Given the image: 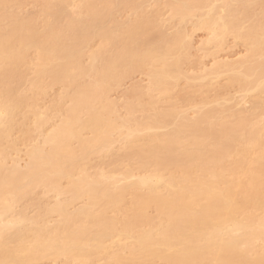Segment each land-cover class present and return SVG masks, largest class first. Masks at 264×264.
Segmentation results:
<instances>
[{
  "label": "bare ground",
  "instance_id": "6f19581e",
  "mask_svg": "<svg viewBox=\"0 0 264 264\" xmlns=\"http://www.w3.org/2000/svg\"><path fill=\"white\" fill-rule=\"evenodd\" d=\"M21 1L23 3V0H0V151L4 152L3 156L5 154L0 160V264H38L43 260L61 258L70 261L67 263L95 264L100 257L105 258L106 264H264L263 114L259 113L260 123H254V118L250 123L251 118L249 122L236 118L241 116L242 109L237 116L214 103L216 108L198 110V117L188 120L186 112L172 111L171 108V112L155 114L160 112L155 107L154 115L146 116L148 122L143 120L145 117L136 118L146 122L143 127L139 125L142 121L137 122L133 117L136 122L129 120L130 110L132 116L140 108H136L138 105L134 100L135 107L133 103L126 106L128 119L126 116L122 117L127 119L124 122L121 118L114 120L111 117L117 107L109 99V93L136 71H149V93L159 92L169 98V94L175 88L177 90L182 75L180 66L190 47L185 41L187 33L177 28L176 34L168 37L164 25H158L152 16L155 13L158 16L159 11L146 14L143 4L137 0H40L41 11L37 10V14L28 17L18 15ZM166 5L173 14L170 19H177L179 25L185 26L183 24L198 18L192 24L194 30H204L211 35L205 43L208 49H221L229 36L236 37L248 47L250 56L247 59L231 64L219 63L214 71L208 72L210 76L206 73L210 78L228 74V83L238 85L241 93L246 96L257 94L258 101L253 103V110L255 106L257 111L256 105L264 108L259 96L264 94V0H168ZM258 6L262 7V17H255L254 8ZM125 11L133 12V18L134 13L139 17H130L127 23L118 21L116 16ZM253 14L255 25L254 21L253 25L249 23ZM257 18L261 21L258 19L257 22ZM245 23H249V27H245ZM96 39L100 42H95L98 46L93 48L98 50L94 51L91 46ZM88 50L91 53L89 66L84 63ZM31 67L36 71L32 80L26 78V68ZM24 69L25 73H22ZM22 79L23 83L25 79L31 83L30 91L26 92L31 97L22 91L24 95L18 94L17 88L23 83L20 86L16 82ZM201 79L204 80L203 76ZM58 83L65 85L66 93L69 87L76 88L71 89L75 90L74 93H68H73L68 95L69 103L67 95L64 98L62 94V98L57 96L59 98L52 101L56 103V111H51L58 113L54 116L61 113L63 119L58 122L61 124L52 128L55 123H51L54 130L48 131V128L44 131L50 133L46 134L47 137L42 132L44 135L40 140L43 141L45 136L43 143L36 141L39 145L34 143L36 145L25 152L29 160L28 164L25 163V170H21L13 159L10 168L12 165L6 160L11 158L6 157L4 142H8L11 131L24 126L20 125V117L27 118L31 112L35 117L33 130H46L44 125L54 118L49 106L45 109L48 114L50 111L51 117L47 112L42 113L41 97L45 98L46 91ZM137 88L136 92H143ZM191 91L195 96V90ZM133 95L139 96L140 93ZM63 98L68 105L65 106ZM27 99L32 103L28 104ZM212 100L207 98V104L202 102L209 105L213 104ZM61 102L68 109H63ZM153 102L150 104L156 106L157 102L154 99ZM255 111H252L253 116ZM131 123H136L134 127L137 128ZM167 128L171 129L170 133H158ZM26 132L28 135L30 130ZM87 132L93 137H86ZM142 133V137L146 136L143 140L140 139ZM117 134H123L124 141L127 140L125 145L122 143L124 148L121 147L125 153L117 148L119 155L114 154L112 147ZM16 141L11 143L15 150L22 144ZM74 142L78 143V148L73 146H77ZM111 149L118 161L135 156L139 161L136 170L140 176L135 169H128V161L129 165L127 169L124 167L126 170L121 171L122 174L117 168L119 176L112 174L114 170L101 173L104 164L99 165L98 174L89 175L85 167L94 155L102 157ZM106 156L100 158H110L113 165L114 157ZM2 158L6 160L2 161ZM101 159L100 164L106 160L101 162ZM109 160H106L109 162L107 166ZM124 162L117 163L125 165ZM63 180L69 183L65 189L60 186ZM38 188L49 192L40 195L38 192L39 196H44L41 199L46 200L54 194L58 195V203L52 201L54 205L48 206L44 200L47 204L43 207L45 215L29 218L24 214L26 207L20 202L23 203ZM63 194H69V198ZM60 195L61 201L62 196L68 199L59 202ZM129 196L133 197L130 204L126 202ZM30 198L33 200L27 197L25 203L27 199L34 202L35 197L31 195ZM40 198L35 200L38 204L34 202L33 205H38L36 209L41 211ZM82 199L87 204L80 206L79 210L72 207ZM18 204L24 212H17ZM70 207L76 210L75 213ZM152 209L156 212L155 219L149 215ZM256 211L258 214L263 212L259 214L262 218ZM48 214H56L60 221L48 226V221L41 220Z\"/></svg>",
  "mask_w": 264,
  "mask_h": 264
},
{
  "label": "rangeland",
  "instance_id": "374dc122",
  "mask_svg": "<svg viewBox=\"0 0 264 264\" xmlns=\"http://www.w3.org/2000/svg\"><path fill=\"white\" fill-rule=\"evenodd\" d=\"M19 1V0H18ZM36 1H38V4H37V2ZM137 2L139 3L140 2V4H143L142 6V8H144L145 9V11H146V14L148 13H155V12H157V11H159V14H158V16H156V13L155 14H152V16L153 17H155L156 19H157V21H155V22H157L158 23V25L159 24H161V25H164L163 27V29H164V31H165V35H171L172 34V36H174L175 34H176V32H174L175 30H177L178 31V29H180L179 31H181V30H183L184 32H186L187 33V38H186V40L185 41H187V45L189 44L190 45V47H189V50H188V48H187V50L185 51V53H184V55H185V57H184V60H183V64L180 66V71H181V73H182V75H181V79H179V83H178V88H177V90H176V88H175V90H174V92H172L171 94H169V98H165V96L166 95H161L159 92H151V93H149L148 91L150 90L149 88L151 87V86H149V84L151 83V80L149 79L150 78V75H148V72L149 71H136V72H134L130 77H127V79L126 80H124L121 84H120V86H118V87H115L114 89H113V91L112 92H110L109 94H110V98L109 99H111L112 101H113V103H115L116 105V111H117V113H115L114 112V114H112V119H116L117 120V118H121L122 119V117H126L127 116V111L129 110H127L126 108V106L129 104V103H133L132 101H134L135 100V102L137 103V105L138 106H136L134 103H133V105H134V107L136 106V108H138V107H140L139 108V110H137L136 108H135V110H137V111H135V113H133L134 114V116H133V114H132V116H131V110H130V112H129V114H128V116H130L129 117V120H130V118L132 119V117L133 118H135V120H136V118L139 120V119H142L143 117H145L143 120H145V121H147L148 122V120H146V116H151V115H154V111H156V110H154V108L155 109H157L158 110V108L160 109L159 111L160 112H157L156 111V113L155 114H158V113H164L165 111H167V112H171V111H169V110H172L171 108H173V110L172 111H182V112H186V114L185 115H189L188 116V118H186V120L188 119V120H191V119H196L197 117H198V110L201 112V109H202V111H205V110H208V108H211L212 106H214L215 104L214 103H216V107H221L222 109H224L225 110V112L227 111V113L228 112H230L231 114H233V112H234V114H240V110H241V112L243 111L244 113H245V111H246V113H247V116H246V113L244 114L243 112H242V114H241V116H239V115H237V116H239V117H236V118H240V119H245V120H247L248 122H249V120L248 119H250L251 118V122L250 123H252V121H253V118H254V123H260V120H261V117H258L260 114H263V116H264V111H262V110H264V108L263 107H258V105H256V104H254V105H256L257 106V111H255V106H254V110H253V103H257L256 101H258V96H257V94L255 93V95L254 94H248L247 96H246V94L245 93H241L242 91H240L241 89H239V86L238 85H231L230 84V82L228 83V79H229V76H228V74H224L225 76H221V77H219V78H214V76H211V78L209 77L210 76V74L209 73H211L212 71H214L216 68H217V66L218 65H220L219 63H222V64H224V63H236V62H240L241 60L243 61V59L245 60V59H247L250 55H248V47L246 46V45H244L243 43H241V42H239L237 39H236V37H232V36H229L226 40V43H225V45L221 48V49H219V50H216V49H214V47L211 49V48H209L208 49V45L207 44H205L207 41H208V39H209V37L211 36L207 31L205 32L204 30H199V29H197V30H194L195 28H194V24H192V23H195V21H198V18H194L195 19V21H193V20H191L192 21V23L191 22H189L188 24H183V25H185V26H182L181 24V26L178 24L179 22L177 21V19L176 20H174V19H170V17H171V15H173L172 14V12H171V8H169L167 5H166V2H168V0H137ZM220 2V1H219ZM219 2H218V4L217 5H219ZM21 3H22V1H21ZM221 3V2H220ZM19 4H20V2H19ZM36 4H37V6H39V8L38 7H36ZM18 7H20L19 5H18ZM260 7V8H259ZM17 8V6H16V12L19 10V13H18V15L20 14L22 17H28L29 15H33V14H35L36 13V11L38 10V11H41V10H39V9H41V7H40V0H23V3H22V6H21V9H18ZM71 9V8H70ZM261 9H262V7L261 6H258V7H256V9L254 8V14L256 15L255 17H257V15L259 16L260 14H262L261 13ZM71 10H73V9H71ZM70 10V11H71ZM143 9H141V11H142ZM37 11V12H38ZM15 12V13H16ZM142 13V15L144 16V17H146L145 16V14H143L144 13V11H142L141 12ZM17 14V13H16ZM37 14V13H36ZM133 14V12L132 13H130L129 11H125L124 13H122V14H119V15H121V17L118 15V16H116L117 17V19H118V21H123V23H125L124 21H126V23L127 22H129V21H127L130 17V19H135L136 17L138 18L139 16H136V14L134 13V16H135V18H133L132 15ZM254 14H253V20H251V22H249V23H251V25H253L252 24V22L254 21V19H255V17H254ZM150 15V14H149ZM20 16V17H21ZM152 16H148V17H152ZM261 16V15H260ZM259 16V17H260ZM147 17V18H148ZM158 17V18H157ZM262 17V16H261ZM42 18V17H41ZM154 19V18H153ZM252 19V18H251ZM258 19L260 20L261 18H257V22H259L258 21ZM155 20V19H154ZM171 20V21H170ZM172 20H174V22L172 21ZM256 20V19H255ZM130 21H133V20H130ZM261 21V20H260ZM39 22H40V19H39ZM178 22V23H177ZM249 23H245L246 25H245V27L246 26H248L249 27ZM254 23V25H255V21L253 22ZM157 25V26H158ZM196 25V24H195ZM156 26V27H157ZM160 27V26H159ZM158 27V28H159ZM182 27V28H181ZM248 27H247V29H248ZM158 28H155L156 29V31L158 30ZM161 28V27H160ZM178 28V29H177ZM163 29H161V30H163ZM185 29V30H184ZM159 31H160V29H159ZM158 31V32H159ZM161 32V31H160ZM154 33V32H153ZM163 33V32H162ZM156 34H159V33H154V35H156ZM209 34V35H208ZM171 36V37H172ZM169 37V36H168ZM188 37H189V40H188ZM100 42V40L99 39H96L92 44L94 45V46H91V48L94 50V51H96V50H98V49H96V48H93V47H96V46H98L97 45V43H95V42ZM102 42V41H101ZM96 45H95V44ZM100 44V43H99ZM102 44V43H101ZM205 45H206V47H205ZM100 47V46H99ZM210 47V46H209ZM247 47V48H246ZM98 48V47H97ZM93 50L91 51V52H93ZM89 51V50H88ZM32 53L33 54H35V52L34 51H32ZM30 54H31V52H30ZM87 54V55H86ZM250 54V53H249ZM32 55V54H31ZM30 55V56H31ZM86 55V56H85ZM85 55H84V57H85V64L87 65V66H89L90 64V57L89 56H91V53H90V51H89V53L88 52H86L85 53ZM248 55V56H247ZM34 56V55H33ZM32 57V56H31ZM89 57V58H88ZM188 57V58H187ZM247 57V58H246ZM30 58V57H29ZM34 58V57H33ZM32 58V59H33ZM89 59V60H88ZM264 59V58H263ZM83 61H84V59H83ZM89 62V63H88ZM83 62H82V64H84ZM84 64V65H85ZM85 67V66H84ZM22 68H24V66L22 67ZM33 67H31V68H26L27 69V71H26V78H31V80H32V76H33V74L36 72L35 71V69H32ZM149 70V69H148ZM35 71V72H34ZM21 72L22 73H25V69H24V72L21 70ZM209 74V76H208V74ZM205 73V74H204ZM23 75H25V74H23ZM199 77V79L198 80H200V81H198L197 80V78L196 77ZM202 76H203V79L204 80H202L201 78H202ZM34 77V76H33ZM192 77H194V79L195 80H197V81H195V80H193V78H192V80H191V78ZM201 77V78H200ZM208 77L210 78V80L212 79L213 80V82L212 81H210L209 79H208ZM24 78V77H23ZM227 78V79H226ZM88 80V79H87ZM216 80H218V81H216ZM85 81V80H84ZM16 81H14V83H15ZM24 82L25 83H23V79H22V81H20L19 83L18 82H16L18 85H20L21 86V84L20 83H23L22 84V87H19V88H17L18 87V85H16V88H17V90L19 91L18 92V94L20 93H22V92H25V95L27 94V96L28 97H31L28 93H26L27 91H30V90H28L29 88H30V84L31 83H29L28 82V79L26 80H24ZM208 82V84H205V83H207ZM211 82H212V84H211ZM85 83V82H84ZM215 84V85H214ZM15 85V84H14ZM30 85V86H29ZM151 85V84H150ZM197 85V86H196ZM200 85V86H199ZM205 85V86H204ZM210 85H211V87H210ZM213 85V86H212ZM189 86H191V89L189 88ZM137 87H140V90H143V92L141 93V92H136L135 91V89L137 88ZM145 88V90L147 91H145L144 90V88ZM147 87H149V88H147ZM195 87V88H194ZM215 87V88H214ZM21 88V89H20ZM65 85L63 84H61V83H58V84H55L54 86H52V88L51 89H49L48 91H46L48 94H46L45 93V95H47L45 98L42 96L41 98L43 99V101H42V99H41V101H42V105L40 106V107H43V108H40V109H48L49 108V110L51 111V110H55V105H56V103H53L54 102V98H56V99H58L57 98V96H60V94H62L63 96H64V98L66 97V95H67V98L69 97L70 98V96H68V95H73V93H74V91L75 90H71V89H73V88H75V86L73 87L72 86V88L71 87H69V89L70 90H66L68 93H69V91H72L73 93H71L70 92V94H68V93H66L65 92ZM143 88V89H142ZM147 88V89H146ZM206 88V89H205ZM213 88H214V90H213ZM31 89V88H30ZM76 89V88H75ZM137 89H139V88H137ZM192 89H194L195 91H193V93H195V96L192 94ZM139 90V91H140ZM196 90H197V92H196ZM202 90H204V91H202ZM20 91H22V92H20ZM64 91V92H63ZM135 91V92H134ZM191 91V92H190ZM190 92V93H189ZM204 92V93H203ZM31 93V95H32V92H30ZM63 93H65V94H63ZM133 93H140V95L139 96H137V95H133ZM147 95H146V94ZM192 96H191V95ZM22 95H24L23 93H22ZM61 95V96H62ZM172 95V96H171ZM263 95V96H262ZM60 96V97H61ZM164 96V99L163 98H161V97H163ZM168 96V95H167ZM194 96V98H192L191 99V97H193ZM207 96V98L208 99H210V100H212V99H214V101H213V104H209V103H212L211 101L208 103L209 105H206L207 104V102H206V100H207V98H206V100L204 99V97H206ZM218 96H219V98H218ZM255 96H257V97H255ZM259 96H261L260 97V101L262 102H264V94H261V95H259ZM72 97V96H71ZM183 97V98H182ZM211 97H212V99H211ZM223 99H222V98ZM62 98V97H61ZM64 98H63V102H65L64 104H65V106H66V104L68 105V103H69V98L67 99L68 100V103H66L67 101H64ZM149 98H150V100H149ZM157 102V105L156 106H152L151 104H150V102L152 103L153 102V99ZM216 98V99H215ZM55 99V102H57L58 100H56ZM206 103L205 105H204V103L202 102V100ZM217 99H219V100H217ZM241 99H246V100H241ZM28 100H31V99H27V102H29L28 104H31L32 102V100L31 101H28ZM62 100V99H61ZM70 100H72V99H70ZM143 100H144V102H145V104H143L144 102H143ZM226 100H227V102H226ZM239 100V101H238ZM241 100V101H240ZM40 101V100H39ZM40 101V102H41ZM53 101V102H52ZM150 101V102H149ZM209 101V100H208ZM216 101V102H215ZM238 103H237V102ZM246 101V102H245ZM259 101V102H260ZM40 102H38L39 104H40ZM63 102H61V104L63 105ZM149 102V103H148ZM201 102H202V104L203 105H201ZM223 102H225L226 104H224ZM262 102V103H263ZM71 101H70V104L69 105H71ZM145 105L146 107H145V109L144 108H142V107H144L143 105ZM148 103V104H147ZM235 103V104H234ZM236 103H237V105H236ZM242 103V104H241ZM52 104H54L53 106H51ZM153 104H154V102H153ZM173 105H175V106H173ZM230 105H233V106H231L230 107ZM238 106L237 108H236V106ZM47 106H49L48 108H47ZM51 106V107H50ZM64 106V105H63ZM63 107V109L64 108H66V109H68L67 107ZM203 106V107H202ZM205 106L207 107V106H209V107H207V108H205ZM223 106H224V108H223ZM229 106V107H228ZM235 106V108L233 109V107ZM174 107H176V110H175V108ZM215 107V106H214ZM215 107V108H216ZM51 108H54V109H51ZM128 108H129V106H128ZM231 109V110H229V109ZM258 108L259 109H261V110H258ZM46 109H45V112L43 111V110H41L42 111V113H46V114H48V110L46 111ZM140 109H142L143 111H141ZM238 109V110H237ZM163 110V111H162ZM232 110H234V111H232ZM245 110V111H244ZM50 111H49V117H51V113H53V115H52V119L54 118V120L52 121H50V122H48V125H47V123L44 125L45 127L44 128H46V130L44 129V130H41V132H38L37 130H36V128H35V130H33V126L35 127V124H34V116L33 115H31L32 114V112H31V114H30V112L27 114V115H29V116H26V115H24V116H26L27 118H25V117H23V115L20 117L21 118V120H20V122H21V124H20V122H17V123H19L20 125H22V124H24V126L23 127H25V128H23L22 127V129H19L21 126H19V128H17V129H19V130H17L16 128H15V130L14 131H11V133H10V137L8 138V142L7 143H5L4 142V148H5V153H6V157H7V159H9V158H11V159H9V160H6L5 158H2V161L3 160H6V162L9 164V165H12V166H10V168L11 167H13V164H14V161H15V163H18V165H19V168L22 170V169H24V166L26 165L25 163H27L28 164V162L27 161H29L28 160V156L26 157L25 156V152H27V150H30V148L32 147V146H35L36 144H38L39 145V143L40 142H42L43 143V141H44V139H45V136H44V139H43V141H42V139L40 140V136H41V138H43V135L45 134V132L44 131H47L48 130V128L50 129V130H48V131H53L54 129H51V127L53 126V124L55 123V125L52 127V128H55V127H57L58 126V124H61V123H58V122H62V120L60 121L59 119L60 118H62L61 117V113L58 115V116H56L58 113H54L53 111H51V113H50ZM56 111V110H55ZM252 111H255V113H254V116H253V112ZM260 111H262V112H260ZM27 112V111H26ZM134 112V111H133ZM167 112H165V113H167ZM199 112V113H200ZM248 112H249V114H248ZM251 112V113H250ZM260 113V114H259ZM26 114V113H25ZM54 114H56L55 116H54ZM250 114H252V115H250ZM256 114V115H255ZM184 115V116H185ZM236 115H234V116H236ZM63 116V115H62ZM128 116H127V119H128ZM248 116H250V117H248ZM252 116V117H251ZM255 116H257V118H258V121H257V119L255 120ZM262 116V115H261ZM56 117V118H55ZM59 117V118H58ZM64 117V116H63ZM83 117H85V115L83 116ZM152 117V116H151ZM187 117V116H186ZM246 117H248L247 119H246ZM19 118V119H20ZM150 118V117H149ZM260 118V119H259ZM17 119H18V117H17ZM23 119V120H22ZM49 119V118H48ZM63 119V118H62ZM84 119H86V118H84ZM126 118H123L122 120V122H124V120H125ZM126 119V120H127ZM148 119V118H147ZM262 119H264V117L262 118ZM134 122H141L142 120H140V121H138V120H134V119H132ZM131 120V121H132ZM230 120V119H229ZM19 121V120H18ZM49 121V120H48ZM119 121V120H118ZM132 121V122H133ZM231 121V120H230ZM232 121H233V118H232ZM120 122H121V120H120ZM261 122H264V120H261ZM51 123H53V124H51ZM117 123V122H116ZM119 123V122H118ZM146 124V122H144V121H142L141 122V124L139 123V125L140 126H143L144 127V125L143 124ZM34 124V125H33ZM50 124L52 125L51 127H50ZM120 124H122V123H120ZM129 124H130V122H129ZM132 124H134V123H131V125ZM138 125V126H139ZM134 126H136V123L133 125V128H137V127H134ZM139 126V127H140ZM138 127V128H139ZM171 128V127H170ZM169 128V130H170V132H171V129ZM25 129V130H24ZM28 129L30 130V133L27 135V132L26 131H28ZM141 129V128H140ZM144 129V128H143ZM142 129V130H143ZM20 130L22 131V130H24L23 132H20ZM166 129H164V130H160L158 133H162V135H163V133L165 134L167 131V133H170L169 132V130H168V128H167V130L165 131ZM89 131V130H88ZM126 131V130H125ZM144 131V130H143ZM142 131V132H143ZM26 132V133H25ZM42 132L44 133V134H42ZM91 132V131H90ZM122 132H123V130H122ZM152 132H154V131H152ZM157 132V131H156ZM39 133H41L40 135H39ZM88 133V132H87ZM85 134L86 135V137L88 136V138L90 137V135H92V134H90V133H88V134ZM125 133V132H124ZM123 133V134H124ZM141 133V132H140ZM144 134H145V132H143ZM141 134V137H140V139L141 140H143L145 137H142V135H144V134ZM158 133H155L156 135L158 134ZM26 134V135H25ZM47 134V133H46ZM45 134V135H46ZM50 133H48L47 135H49ZM123 134H121V135H115L114 136V139L116 140V142H114V145L112 146V147H114L113 148V150L115 149V153L114 154H117L118 153V155H119V152H121V153H123V151H124V153H125V150L124 149H122V148H124V147H122V145L124 144H126L125 142L127 141V140H125L124 141V135ZM47 135H46V137H47ZM85 135L83 134V137H85ZM161 135V134H160ZM92 137H93V135H92ZM91 138V137H90ZM143 138V139H142ZM86 139V138H85ZM113 139V140H114ZM16 140H20V142L19 141H16ZM114 140V141H115ZM140 140V141H141ZM13 141H16V143L18 142V143H21L22 142V144H20V145H18L17 146V144H16V146H17V150H15V147L14 148H12L13 147V144H14V142ZM36 141H38L39 143H37ZM124 141V142H123ZM13 142V144H11ZM34 143H36V144H34ZM42 143L40 144V145H42ZM75 144H77V146L76 145H73V146H75L76 148H78V143H76V142H74ZM116 143V144H115ZM123 143V144H122ZM137 145H138V143H136ZM12 146V147H11ZM74 147V148H75ZM120 148V150L121 151H119L118 152V150H117V148ZM122 147V148H121ZM46 148H48V146H46ZM112 149H111V151L109 152V153H111V155L109 154V153H104V155L106 154H108L107 156L108 157H111V156H113L114 157V159L118 162V163H120L121 161H125V159L123 160V158H122V160L121 159H119L120 161H118V158H115V155L114 154H112V151H113ZM2 153H4V152H1L0 151V160H1V157H5V154H4V156H3V154ZM28 153V152H27ZM26 153V154H27ZM1 154H2V156H1ZM22 157H20V156ZM94 155V154H93ZM96 155H98V154H96ZM96 155H94V158L92 159V158H90V160L92 159V161L90 162L88 159H86L85 161L86 162H90L89 163V165L87 166V167H85V169L87 170V171H89L88 173H89V175H91V173H92V175L93 174H98L97 172H96V170L97 169H99L103 164V166H102V168H104V169H100L101 170V173H102V171L103 172H107V173H109L110 172V170L112 171V170H114V172L112 173V174H116L117 172H119L118 170H117V168L120 170V173H121V171H122V173H123V171H125L126 169H127V166L129 165L128 163H130V166H128V169H130L131 168V170H136V168H138V159L137 158H134L135 156H132V157H130V159L132 160V161H130V159H126V161H128V163H126V161L124 162L125 163V165H123V163H121L122 165H120V164H118L115 160H112L113 159V157L111 158V160H112V162L113 161H115V163L113 162V165L111 164V161L109 160V159H106V160H109L110 161V164L107 166L106 164L107 163H109L108 161H106L105 159H101V158H104L105 156L103 155L102 157H101V155L99 154L97 157H95ZM110 155V156H109ZM121 155H123V154H121ZM106 156V157H107ZM9 157V158H8ZM15 157V158H14ZM20 157V158H19ZM101 157V158H100ZM107 157V158H108ZM117 157V156H116ZM26 158V159H25ZM101 159V162L103 161V160H105V162L103 163H101L100 164V160L99 159ZM14 161H13V160ZM16 159H18L17 161H16ZM13 161V162H11V161ZM19 161H20V163H19ZM1 162V161H0ZM10 162V163H9ZM13 163V164H12ZM117 163V164H116ZM132 164V165H131ZM9 165H8V167H9ZM21 165V166H20ZM99 165H101L100 167H99ZM116 165H117V167H116ZM86 166V165H85ZM126 166V167H125ZM131 166H133V169H132V167ZM25 167H27V165L25 166ZM126 169H125V168ZM113 168H115L116 169V172H115V169H113ZM26 169V168H25ZM24 169V170H25ZM108 170V171H106V170ZM124 169V170H123ZM23 170V171H24ZM98 171V170H97ZM137 171V170H136ZM95 172V173H94ZM133 172H135V171H133ZM138 172V171H137ZM137 172H135V174H137ZM100 173V172H99ZM106 173V174H107ZM111 173V172H110ZM120 173H117V175L118 174H120ZM121 173V174H122ZM109 175H111V174H109ZM137 175H139V172H138V174ZM136 175V176H137ZM119 176V175H118ZM140 176V175H139ZM138 176V177H139ZM120 177H122V176H120ZM135 178V177H134ZM134 178L132 179V180H134ZM66 181V180H65ZM65 181L63 180V181H61V183L62 182H64V183H62V185H60V186H65V185H67V187H68V182H66L65 183ZM121 183V182H120ZM123 183V182H122ZM121 183V184H122ZM62 187V188H63ZM67 187H64V189L65 188H67ZM39 189H41V188H38V189H36L37 190V192H36V190H34L33 191V193L32 194H30L29 196H27L29 199H30V201H31V199L32 198H30V196L32 195V197H35L34 198V202L36 203V204H38L37 203V201H35V200H37L38 199V201H39V198L40 197H44V196H39L40 194H41V192H43V193H45L46 192V194L47 193H49L46 189H42L43 191H40ZM46 190V191H45ZM38 192H39V195H38ZM35 193V196L33 195ZM36 193H37V195L39 196V198H38V196L36 195ZM42 193V194H43ZM52 193V192H51ZM50 193V194H51ZM43 195H45V194H43ZM54 194H52V195H50V197H48V198H46V200H45V198L43 199H41V201H42V206H41V204H40V206L42 207V209H41V211L40 210H38V208L36 209V207L38 206H35V205H33V203L34 202H30L29 201V199H27V201H26V203H25V199L27 198H25L24 200H23V203H25V204H23L22 203V201L20 202V204L22 205V207H26V209H25V212L23 211L24 210V208L23 209H21V205L20 204H18L17 206H20L19 208L17 207V212H19V210H21V212L23 211L24 212V214L25 215H27L29 218H36L37 216H39V215H41L42 213H43V215H45V213L43 212L44 210H43V207H46L47 206V204H45V203H48V206H53L54 205V202H52V201H55V204H56V201H57V203H58V200H57V197L56 196H58V195H54V197H56V198H54V197H51V196H53ZM63 195H65V196H67L66 194H63ZM130 195V194H129ZM65 196H62V197H64L63 199H62V201H61V195H60V198L58 197V199H59V202H63L64 200H66V199H68L69 197V194H68V198L66 197V199H65ZM128 196V195H127ZM127 199H126V202H132V201H129V200H132V198L129 196V197H126ZM47 199L49 200V201H51L50 202V204H49V201H47ZM51 199V200H50ZM56 199V200H55ZM33 200V199H32ZM44 200H45V203H44ZM83 200V199H82ZM84 200H86V198L84 199ZM78 201V202H76L75 203V205L74 206H72V207H74V208H78L77 210H79V207L80 206H82L83 204H87L86 203V201ZM28 202H29V204H28ZM34 203V204H35ZM127 203V204H128ZM26 204H28L29 205V208L27 209V205ZM30 204H32V205H30ZM44 204H45V206H44ZM130 204V203H129ZM128 204V205H129ZM128 205H126V207L128 206ZM72 207H70V210H73L74 211V208H72ZM83 207V206H82ZM81 207V208H82ZM80 208V209H81ZM69 210V211H70ZM28 211V212H27ZM73 211H70V213L71 212H73ZM76 211V210H75ZM75 211L73 212V213H75ZM257 213V215L258 216H260L259 214L261 213L260 211V213L258 214V211H256ZM254 213H255V211H254ZM38 214V215H37ZM255 214V215H256ZM261 214H263V212L261 213ZM35 215V216H34ZM37 215V216H36ZM56 215V214H55ZM53 216L52 214H48L47 216H45L43 219H41L42 221H44V222H49V224L50 225H48V226H53V224L55 225V223H56V221L58 222V221H60V217H58L57 215L56 216ZM109 215H113L112 213H110ZM149 215H150V217L152 218V219H155L156 218V212H155V210L154 209H152V210H149ZM256 215V216H257ZM114 216V215H113ZM257 216V217H258ZM120 218H122L121 217V215L119 216ZM261 218H262V216H260ZM259 217V218H260ZM49 218H50V220H49ZM264 219V218H263ZM51 222V223H50ZM48 224V223H47ZM52 224V225H51ZM120 225V224H119ZM115 240V239H114ZM117 240V239H116ZM115 249H117V248H115ZM115 249H113V250H115ZM65 258H61V259H59V260H55V261H52V259H51V261H50V259H47V260H49V261H47V260H43L42 262H40V263H38V264H76V262L75 261H73V262H71V263H67L66 261H68L67 259H65ZM70 260H72V259H70ZM68 262H70V261H68ZM97 262V263H96ZM107 263V261L105 260V258H102V257H100L98 260L96 259V261H95V264H106ZM78 264V263H77ZM158 264H160V262L158 263Z\"/></svg>",
  "mask_w": 264,
  "mask_h": 264
}]
</instances>
